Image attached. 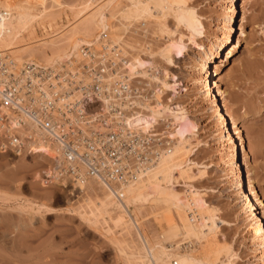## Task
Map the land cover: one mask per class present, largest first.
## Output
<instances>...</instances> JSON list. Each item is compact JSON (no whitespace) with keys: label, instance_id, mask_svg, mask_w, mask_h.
Returning a JSON list of instances; mask_svg holds the SVG:
<instances>
[{"label":"rangeland","instance_id":"rangeland-1","mask_svg":"<svg viewBox=\"0 0 264 264\" xmlns=\"http://www.w3.org/2000/svg\"><path fill=\"white\" fill-rule=\"evenodd\" d=\"M147 1L3 0L19 24L18 48L6 50L19 61L61 62L101 33L120 41L129 66L157 89L145 120L172 121L177 141L169 174L147 181V171L125 203L97 183L44 184V173L57 170L47 156L0 154V264H31V256L38 264H159L168 254L170 264L190 251L201 253L200 264H264V243L233 184V146L199 90L201 65L222 48L234 0ZM235 38L241 47L222 68L217 97L235 140L246 144L244 181L264 227V0H245ZM183 214L201 233L188 231Z\"/></svg>","mask_w":264,"mask_h":264},{"label":"built area","instance_id":"built-area-1","mask_svg":"<svg viewBox=\"0 0 264 264\" xmlns=\"http://www.w3.org/2000/svg\"><path fill=\"white\" fill-rule=\"evenodd\" d=\"M10 14L0 8V18ZM130 60L106 33L55 64L0 48V154L47 156L57 170L44 184L100 183L125 203L127 186L172 151L177 128L163 117L148 128L137 120L152 112L156 87Z\"/></svg>","mask_w":264,"mask_h":264},{"label":"bare ground","instance_id":"bare-ground-1","mask_svg":"<svg viewBox=\"0 0 264 264\" xmlns=\"http://www.w3.org/2000/svg\"><path fill=\"white\" fill-rule=\"evenodd\" d=\"M152 1L156 2L155 0H152ZM159 1H161V0H157L156 4H159ZM4 2H5V0H4ZM4 2H3V0H0V7L5 6V4H8V3L4 4ZM147 2H149V0ZM90 3H91V0H90ZM147 5H148V3H147ZM244 5H245V0H234V7H233V11H232L233 13L230 17V23L228 25V31L226 34L224 44H223V46H221L222 48L216 54L211 55L201 65L202 66L201 67L202 77H201V81H200L199 90H200V94H201L202 98L208 100L210 102V104L212 105V107H215L214 116H215L216 120L218 121L220 128L222 129L221 131H222V135L224 136L225 144H228V145L232 144V146H233L234 155H235V158L237 161V167L239 169V172L236 173L235 176H233V184L236 186L238 198H240L241 201H244L247 203L246 209H245V214H246V217L250 218V220L251 219L253 220L254 239L256 240L257 245H261L262 243H264V227L261 224V220L259 218V215L257 214L255 202L253 201V199L251 197L249 187L247 186V184L244 181L245 174L243 172L244 171L243 167L248 165V154L246 152V144L244 142L243 137H240L241 140L239 142H237L235 140V138L233 136V132L231 130L230 121L227 117V112L225 111L224 104L217 97V94H218L217 92L219 89L218 85L220 82L219 75L222 71V68L225 67L229 62H231V60L235 57L237 52H239L240 47H241L240 40L235 38V33L237 31V25H238V21H239V15L241 12V8H243ZM7 6H9V4ZM10 15L11 16H9V17L0 18V48L13 50V49H16V47L19 44L17 45V44H15L16 42L14 43L13 40H15L14 37L16 34L14 32L12 33V30L14 27L17 28L19 26V24H18V26H16L17 25L16 14H10ZM13 34H14V37H13ZM12 37H13V40H12ZM32 50H33V48H32ZM33 53L34 52H32V54ZM129 70L133 73H139L137 70H134L130 66H129ZM155 72L156 71L153 70V73H155ZM139 75L141 76L140 73H139ZM151 84H153V83H151ZM174 107L175 106L172 107V105H171L172 109ZM142 113H144V112H141L138 114V115H140V118L142 119V120L140 119V121L141 122L145 121L143 123H144L145 127L148 128L151 125V124L147 123V121L145 120V119L149 120L148 113H145V115H143ZM165 120H168V119L166 118ZM175 130L173 132V135H176ZM176 141H175V143H176ZM175 143H174V145H175ZM174 145H173V148H174ZM174 155H175L174 152H169V153L163 155L158 160V162L151 168V170L150 169L148 170V172H147L148 178H146L147 181L156 180V182H158L162 176H164L165 174H169V172H170V159L172 157H174ZM230 161H232V160H230ZM189 166L190 165L187 164V167H189ZM97 184L99 186H101L100 183H97ZM132 185H133V183H130L127 186L126 192H132L133 191ZM106 192L108 194L107 195L108 197L113 198L111 196L110 192L109 193H108V191H106ZM182 217H183V220H184V222L188 228V231H190V232L194 231V232L201 233V226H200V229H196L194 224L189 219L188 215L183 214ZM145 245H147L148 251H150L151 245H150V247H148V243H146V242H145ZM153 250H154V248L152 247V249H151L152 254H153V252H156ZM200 254L201 253H199V252L190 251L187 253H180V254H175V255H177L176 261L179 264H200L202 261V258H203L200 256ZM153 255L155 256L157 254H153ZM161 255H162V253H161ZM168 256H169V259H167V260H165L166 259V257H165L164 260L159 259L160 260L159 262L157 260L156 261L159 264H169V262H170L169 260H170L171 256L169 254H168ZM204 260H205V258H204ZM148 262H150V261H148ZM170 264H174V262L172 261V263H170Z\"/></svg>","mask_w":264,"mask_h":264},{"label":"crops","instance_id":"crops-1","mask_svg":"<svg viewBox=\"0 0 264 264\" xmlns=\"http://www.w3.org/2000/svg\"><path fill=\"white\" fill-rule=\"evenodd\" d=\"M31 264H38V262L41 261V259H38L37 257H33L31 256V258L29 259Z\"/></svg>","mask_w":264,"mask_h":264}]
</instances>
